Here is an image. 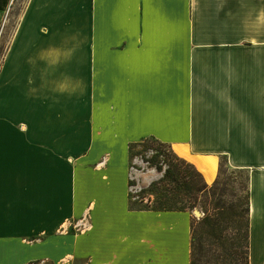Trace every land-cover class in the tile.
I'll return each instance as SVG.
<instances>
[{
    "label": "crops",
    "instance_id": "crops-1",
    "mask_svg": "<svg viewBox=\"0 0 264 264\" xmlns=\"http://www.w3.org/2000/svg\"><path fill=\"white\" fill-rule=\"evenodd\" d=\"M145 138L207 184L222 158L246 173L264 264V0H27L0 62V264H190L189 213L130 206Z\"/></svg>",
    "mask_w": 264,
    "mask_h": 264
},
{
    "label": "trees",
    "instance_id": "trees-1",
    "mask_svg": "<svg viewBox=\"0 0 264 264\" xmlns=\"http://www.w3.org/2000/svg\"><path fill=\"white\" fill-rule=\"evenodd\" d=\"M146 143L151 147L164 149L165 152L164 170L156 162L157 149L154 151L156 154L145 160L157 173H162L158 180L141 189L143 193L155 195L151 209L181 212L196 209L203 212V217L196 224V228L191 224L190 264H249L248 197L244 210L240 212L238 208L225 210L223 206L213 201L216 187H208L195 168L194 170L189 164L177 159L170 152L171 149L174 153L168 144L154 138H145L129 144V166L134 149Z\"/></svg>",
    "mask_w": 264,
    "mask_h": 264
},
{
    "label": "rangeland",
    "instance_id": "rangeland-1",
    "mask_svg": "<svg viewBox=\"0 0 264 264\" xmlns=\"http://www.w3.org/2000/svg\"><path fill=\"white\" fill-rule=\"evenodd\" d=\"M26 1L27 0H14L8 11L0 14V60L7 48L9 39L15 29L17 20L25 7ZM155 149L158 150L156 162L157 164L161 165L164 170V149H159L155 146L151 147L149 143H146L144 145H138L134 149L133 156L130 160V167L140 173L139 178L141 179V185H144L147 181V178L149 177H154L155 179L153 181H155L162 176V173H157L153 166L145 162V160H149L150 157L156 154V152H154ZM170 152L177 159L182 160L186 164L192 166L187 161H184L183 159L177 157L171 151V149ZM192 167L193 169L195 168L194 166ZM131 184L134 185V182H131ZM246 184V173L241 170L229 169L223 158L219 161V164L217 165L215 178L210 184L206 183L208 187H216V193L213 197V201L215 203H218L220 206H223L225 210L238 208L239 212L246 208ZM147 187L148 185L144 188ZM144 188L140 187L139 190L137 187L134 186V188L131 189L132 191L130 193V206L132 208H151L153 206V200L155 199V195L152 193L141 192V189ZM194 210L187 211V213H189L191 217V224L196 228V224L203 217V212L202 210H200L201 216L197 217L193 213Z\"/></svg>",
    "mask_w": 264,
    "mask_h": 264
},
{
    "label": "water",
    "instance_id": "water-1",
    "mask_svg": "<svg viewBox=\"0 0 264 264\" xmlns=\"http://www.w3.org/2000/svg\"><path fill=\"white\" fill-rule=\"evenodd\" d=\"M193 213L197 217H200L201 216V213L199 211H197V210H194Z\"/></svg>",
    "mask_w": 264,
    "mask_h": 264
},
{
    "label": "bare ground",
    "instance_id": "bare-ground-1",
    "mask_svg": "<svg viewBox=\"0 0 264 264\" xmlns=\"http://www.w3.org/2000/svg\"><path fill=\"white\" fill-rule=\"evenodd\" d=\"M207 179H210V178H207Z\"/></svg>",
    "mask_w": 264,
    "mask_h": 264
}]
</instances>
